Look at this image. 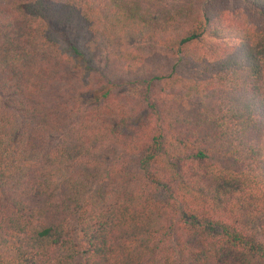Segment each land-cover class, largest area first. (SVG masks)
Wrapping results in <instances>:
<instances>
[{"label":"trees","instance_id":"1","mask_svg":"<svg viewBox=\"0 0 264 264\" xmlns=\"http://www.w3.org/2000/svg\"><path fill=\"white\" fill-rule=\"evenodd\" d=\"M0 264H264V0H2Z\"/></svg>","mask_w":264,"mask_h":264},{"label":"rangeland","instance_id":"2","mask_svg":"<svg viewBox=\"0 0 264 264\" xmlns=\"http://www.w3.org/2000/svg\"><path fill=\"white\" fill-rule=\"evenodd\" d=\"M3 1L2 0H0V3H2Z\"/></svg>","mask_w":264,"mask_h":264}]
</instances>
